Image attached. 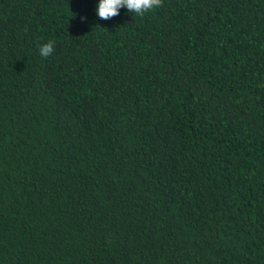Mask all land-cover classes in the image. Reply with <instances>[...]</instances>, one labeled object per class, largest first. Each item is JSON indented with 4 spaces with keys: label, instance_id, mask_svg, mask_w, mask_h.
<instances>
[{
    "label": "trees",
    "instance_id": "obj_1",
    "mask_svg": "<svg viewBox=\"0 0 264 264\" xmlns=\"http://www.w3.org/2000/svg\"><path fill=\"white\" fill-rule=\"evenodd\" d=\"M98 2L0 0V264H264V0Z\"/></svg>",
    "mask_w": 264,
    "mask_h": 264
},
{
    "label": "clouds",
    "instance_id": "obj_2",
    "mask_svg": "<svg viewBox=\"0 0 264 264\" xmlns=\"http://www.w3.org/2000/svg\"><path fill=\"white\" fill-rule=\"evenodd\" d=\"M161 5L162 0H99L96 14L100 19L108 20L119 15L121 8H126L129 13L134 14V18L143 17L147 12ZM85 19V17H81L82 22ZM54 48L55 42L48 41L39 47V54L46 58L54 52Z\"/></svg>",
    "mask_w": 264,
    "mask_h": 264
}]
</instances>
